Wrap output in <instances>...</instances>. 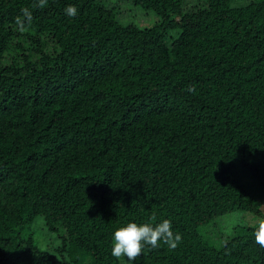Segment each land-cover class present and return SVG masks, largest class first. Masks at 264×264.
<instances>
[{"label":"trees","instance_id":"trees-1","mask_svg":"<svg viewBox=\"0 0 264 264\" xmlns=\"http://www.w3.org/2000/svg\"><path fill=\"white\" fill-rule=\"evenodd\" d=\"M33 3L0 0V264H264L258 223L208 229L264 221V0ZM153 214L178 247L113 257Z\"/></svg>","mask_w":264,"mask_h":264},{"label":"clouds","instance_id":"clouds-1","mask_svg":"<svg viewBox=\"0 0 264 264\" xmlns=\"http://www.w3.org/2000/svg\"><path fill=\"white\" fill-rule=\"evenodd\" d=\"M48 4V0H34L33 8L43 9ZM66 15L75 17L78 9L69 5L65 9ZM32 22V12L28 8L22 9V16L17 17L16 23L21 26V30L27 24ZM189 92H195V88L189 86ZM156 216L153 214L150 222L137 223L130 221L124 226L117 228L112 237L111 255L118 260L126 257L129 261L136 260L142 255L145 248L157 249L161 244L167 245L170 250H175L182 242V236L179 232L173 231L172 222L169 219H163L155 222ZM256 243L264 248V221L258 222L255 231Z\"/></svg>","mask_w":264,"mask_h":264},{"label":"rangeland","instance_id":"rangeland-1","mask_svg":"<svg viewBox=\"0 0 264 264\" xmlns=\"http://www.w3.org/2000/svg\"><path fill=\"white\" fill-rule=\"evenodd\" d=\"M244 2V0H239V3ZM142 19L139 20V23L141 25H145V26H150L152 25L155 20H157V17L152 14V13H143L142 14ZM262 211L264 212V202L262 204ZM236 215V217H238V221L236 220V218L234 216H230V215ZM230 216V217H229ZM225 217H229L228 220ZM237 223H241V222H246V223H251V224H257L258 220L256 218H250L249 216H246V214H242L241 212H235V213H231L228 214L222 218L217 219V221L212 222V224H210L208 226L209 231L212 232V234H215V232H218L220 234V237L225 236L226 234V230H230L228 229V227H230L234 222ZM42 234H43V230L40 229V226L38 224L34 225V235L35 238L36 236H40V238L42 239ZM50 238V236H49ZM37 239V238H36ZM42 241L45 243V241L42 239ZM58 239L54 240L52 237L50 239H48V242L46 244L49 245H56L57 244ZM46 244H42V246L45 248Z\"/></svg>","mask_w":264,"mask_h":264}]
</instances>
